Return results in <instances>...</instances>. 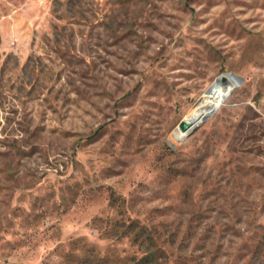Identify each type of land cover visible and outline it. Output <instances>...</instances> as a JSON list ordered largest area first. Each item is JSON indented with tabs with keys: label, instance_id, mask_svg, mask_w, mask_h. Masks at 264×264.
I'll return each mask as SVG.
<instances>
[{
	"label": "rangeland",
	"instance_id": "1",
	"mask_svg": "<svg viewBox=\"0 0 264 264\" xmlns=\"http://www.w3.org/2000/svg\"><path fill=\"white\" fill-rule=\"evenodd\" d=\"M146 252L264 264V0H0V264Z\"/></svg>",
	"mask_w": 264,
	"mask_h": 264
},
{
	"label": "bare ground",
	"instance_id": "2",
	"mask_svg": "<svg viewBox=\"0 0 264 264\" xmlns=\"http://www.w3.org/2000/svg\"><path fill=\"white\" fill-rule=\"evenodd\" d=\"M225 78L222 81V78ZM237 77L231 73L222 74L219 79L213 80L208 88L203 92L202 98L195 104V106L184 116L186 122H197L204 113L209 109H215L218 103L224 99L228 92L237 83ZM183 131L177 126L172 132V137H181Z\"/></svg>",
	"mask_w": 264,
	"mask_h": 264
},
{
	"label": "trees",
	"instance_id": "3",
	"mask_svg": "<svg viewBox=\"0 0 264 264\" xmlns=\"http://www.w3.org/2000/svg\"><path fill=\"white\" fill-rule=\"evenodd\" d=\"M127 227H128V231L124 235H126L129 238L130 242L138 244V242H141V243L143 242L141 240L148 238V236L143 231V228L142 227L139 228L136 224H134V221H131L130 223H128ZM86 260L87 258L82 259V261H86ZM155 260H156V256H154V252L153 253L146 252L138 257L137 263L138 264H152L153 262H155Z\"/></svg>",
	"mask_w": 264,
	"mask_h": 264
},
{
	"label": "water",
	"instance_id": "4",
	"mask_svg": "<svg viewBox=\"0 0 264 264\" xmlns=\"http://www.w3.org/2000/svg\"><path fill=\"white\" fill-rule=\"evenodd\" d=\"M226 73H231L233 75H235L237 77V83L235 84V86H237L238 84H240L241 82V77L234 74L233 72H225L224 74ZM216 79H219V76L216 78ZM224 77L222 78V81H224ZM217 108V107H216ZM215 108V109H216ZM215 109H209L208 112L204 113L202 115V117L197 121V122H186L184 119H182L180 122H179V128L181 129V131H183V135L179 138V139H182L184 138L185 136H187L191 131H193V129L198 126L202 121H204L210 114H212Z\"/></svg>",
	"mask_w": 264,
	"mask_h": 264
}]
</instances>
